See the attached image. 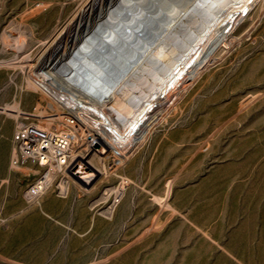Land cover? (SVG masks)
Returning <instances> with one entry per match:
<instances>
[{"label":"rangeland","instance_id":"obj_1","mask_svg":"<svg viewBox=\"0 0 264 264\" xmlns=\"http://www.w3.org/2000/svg\"><path fill=\"white\" fill-rule=\"evenodd\" d=\"M82 2L0 0V264H264L258 4L121 167L110 154L102 170L92 156L107 153V141L78 128L71 147L97 175L85 184L67 171L40 197H24L38 167L12 161L17 122L29 116L69 137L65 117L27 83L29 64L54 50L55 33Z\"/></svg>","mask_w":264,"mask_h":264},{"label":"bare ground","instance_id":"obj_2","mask_svg":"<svg viewBox=\"0 0 264 264\" xmlns=\"http://www.w3.org/2000/svg\"><path fill=\"white\" fill-rule=\"evenodd\" d=\"M257 4L264 8V0H83L55 33L54 50L29 64L27 78L65 117L69 137L57 131L71 149L68 172L85 184L98 172L71 147L78 128L89 129L90 141H107L110 150L92 156L98 163L111 154L115 170L121 167ZM54 179L46 177L37 197ZM124 180L111 193L114 201ZM59 184L68 190L67 180Z\"/></svg>","mask_w":264,"mask_h":264},{"label":"built area","instance_id":"obj_3","mask_svg":"<svg viewBox=\"0 0 264 264\" xmlns=\"http://www.w3.org/2000/svg\"><path fill=\"white\" fill-rule=\"evenodd\" d=\"M25 118L17 122L12 133L15 146L12 161L17 165L26 162L38 167L37 177L24 192V197L32 200L43 192L48 175L60 176L68 171L72 153L65 137L57 129L43 126L29 116Z\"/></svg>","mask_w":264,"mask_h":264},{"label":"water","instance_id":"obj_4","mask_svg":"<svg viewBox=\"0 0 264 264\" xmlns=\"http://www.w3.org/2000/svg\"><path fill=\"white\" fill-rule=\"evenodd\" d=\"M95 144L101 153H104L106 151L105 147L103 145H101L99 142H95Z\"/></svg>","mask_w":264,"mask_h":264}]
</instances>
